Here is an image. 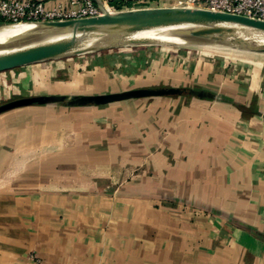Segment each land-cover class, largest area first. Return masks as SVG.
Listing matches in <instances>:
<instances>
[{
	"label": "crops",
	"instance_id": "obj_1",
	"mask_svg": "<svg viewBox=\"0 0 264 264\" xmlns=\"http://www.w3.org/2000/svg\"><path fill=\"white\" fill-rule=\"evenodd\" d=\"M145 57L75 56L68 80L35 63L0 73V87L28 96L173 85ZM208 90L174 113L184 94L151 96L160 104L150 107L133 96L0 112V264H264V90L245 102Z\"/></svg>",
	"mask_w": 264,
	"mask_h": 264
},
{
	"label": "rangeland",
	"instance_id": "obj_2",
	"mask_svg": "<svg viewBox=\"0 0 264 264\" xmlns=\"http://www.w3.org/2000/svg\"><path fill=\"white\" fill-rule=\"evenodd\" d=\"M170 1V0H167ZM165 0H158L156 6L164 4ZM137 4V3H136ZM144 4L139 2L138 5L133 7L137 11H146V9H154L150 6H143ZM78 29H69V33H75ZM59 32V31H57ZM57 32L44 31L46 34H54ZM42 33L39 32L38 36ZM2 45V44H0ZM121 50H137L141 51L143 56L150 60L154 58V65L159 68H166L164 76L167 75L168 82L173 83L171 87L180 88L176 85H187L192 89V92L200 94L205 97L211 95V90H215L217 95L214 97L215 100L224 101L234 100L235 102H245L250 99L254 92L260 93L264 90V50H257L256 52L245 49L244 46H237L236 50L231 53H227L224 49H217L220 51L210 50L202 47H198L192 44H175V43H159V44H145V43H133L121 46L101 47L97 49L88 50L81 53L67 54L56 57H45L36 59L27 63L7 66L0 68V73L8 72L9 75H18L21 70L31 64H41L45 68L51 70L54 73L55 80H68L65 76L68 75L71 66L75 64L73 61L75 56L83 54H94V53H107L108 55H115L116 52L121 53ZM117 56V55H116ZM80 63V62H79ZM152 63V62H151ZM149 62V64H151ZM82 64V63H80ZM43 67V68H44ZM56 68V71L54 70ZM70 69V70H69ZM173 69V70H172ZM65 72V73H63ZM2 87V88H1ZM0 87V103L6 100L12 99L16 96L25 93L26 91L19 87H11L8 83H3ZM170 87V86H169ZM133 89V88H132ZM55 94V93H49ZM63 95V94H61ZM89 94H65L68 96L66 101H62L63 105H69L70 102L77 103L74 99L79 96H86ZM165 95V94H159ZM145 97L142 99L143 104L146 106L157 105L160 103H152L149 101V97L155 95H140ZM138 96V97H140ZM182 96V95H181ZM187 96L185 99L183 96L179 97L178 103L173 106V113L177 111L181 103L187 104L191 98ZM212 97V96H211ZM184 98V99H183ZM190 98V99H189ZM193 99V98H192ZM72 100V101H69ZM184 100V101H182ZM218 101V102H219ZM56 101H48L45 104H56ZM207 103V102H206ZM209 104V102L207 103ZM166 104H161V107H165ZM234 105L231 109L222 110L224 114H231L229 112L234 111ZM156 108V106H153ZM166 109V108H165ZM179 111V110H178ZM169 114V113H168ZM164 117V116H163ZM163 124V123H162ZM161 126V124H160ZM148 156H143L145 160H149ZM153 168L147 162L141 168V173L146 175L149 170Z\"/></svg>",
	"mask_w": 264,
	"mask_h": 264
},
{
	"label": "bare ground",
	"instance_id": "obj_3",
	"mask_svg": "<svg viewBox=\"0 0 264 264\" xmlns=\"http://www.w3.org/2000/svg\"><path fill=\"white\" fill-rule=\"evenodd\" d=\"M159 9H146L135 13H155ZM110 11V10H109ZM112 12V11H110ZM201 15L169 9L160 14L146 18L142 22L95 24L73 23L70 29H78L75 33L67 31L63 39L53 46L48 56H60L92 50L109 43L140 42L145 44L175 43L192 44L198 47L227 53L234 52L237 46L256 52L264 49V30L250 25L223 20L201 21ZM63 27L43 26L38 28L34 23H15L0 26V44L34 45L53 44ZM44 31L57 32L44 35ZM42 33L40 36L38 34ZM5 61L0 59V66Z\"/></svg>",
	"mask_w": 264,
	"mask_h": 264
},
{
	"label": "water",
	"instance_id": "obj_4",
	"mask_svg": "<svg viewBox=\"0 0 264 264\" xmlns=\"http://www.w3.org/2000/svg\"><path fill=\"white\" fill-rule=\"evenodd\" d=\"M150 7L159 10L158 12L148 13V14L132 12L131 11L132 8L120 9L112 12H110L109 10H104L103 13L94 16L70 18L63 20L37 21L34 24L38 28H41L43 26L63 27V30L60 33L61 35L60 38H58L53 44H48V45H34L28 42H25L24 44L17 43L16 45L14 44L0 45V59H3L5 61V64L0 66V68L19 65L45 57H56V56H48V52L53 46H55L58 42H60L63 39V36L70 29L73 23H78V24H84V23L107 24V23H121V22L137 23V22H142L146 18L151 17L155 14L164 13L169 9H179V10H184L199 14L201 15L200 18L201 21L225 20V21H232L236 23L250 25L264 30V19L252 18L241 14H234L229 12L216 11V10L198 8V7L177 6V5L150 6ZM133 43H140V42L128 41V42H119V43H109L101 47L121 46L126 44H133ZM258 50H264V49H258ZM176 92H179V88H175L171 86L157 87V88H134L122 92L89 94L86 96H79L76 97V99L74 100L77 102L94 101L96 103H106V102L121 100L125 98H130L133 96L159 95V94L176 93ZM67 97L68 96L61 94H50V95L34 94L28 96H19L1 102L0 112L21 105H27L33 103H45L48 101H60L64 99L66 100Z\"/></svg>",
	"mask_w": 264,
	"mask_h": 264
},
{
	"label": "built area",
	"instance_id": "obj_5",
	"mask_svg": "<svg viewBox=\"0 0 264 264\" xmlns=\"http://www.w3.org/2000/svg\"><path fill=\"white\" fill-rule=\"evenodd\" d=\"M165 1L160 6L177 5L198 7L264 19V0ZM140 2L149 3L143 6H156L158 0H140ZM120 9L125 8H115L107 4H98L93 0H52L50 5H46L43 0H0V25L80 18L98 15L103 13L104 10L115 11Z\"/></svg>",
	"mask_w": 264,
	"mask_h": 264
},
{
	"label": "trees",
	"instance_id": "obj_6",
	"mask_svg": "<svg viewBox=\"0 0 264 264\" xmlns=\"http://www.w3.org/2000/svg\"><path fill=\"white\" fill-rule=\"evenodd\" d=\"M177 94H184V95H194L196 94V92H192V89L189 87H180L179 88V92L173 93V95H177Z\"/></svg>",
	"mask_w": 264,
	"mask_h": 264
}]
</instances>
